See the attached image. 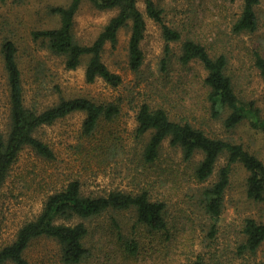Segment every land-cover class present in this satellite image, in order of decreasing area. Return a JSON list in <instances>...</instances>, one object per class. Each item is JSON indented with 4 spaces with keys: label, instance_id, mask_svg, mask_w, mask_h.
<instances>
[{
    "label": "rangeland",
    "instance_id": "rangeland-1",
    "mask_svg": "<svg viewBox=\"0 0 264 264\" xmlns=\"http://www.w3.org/2000/svg\"><path fill=\"white\" fill-rule=\"evenodd\" d=\"M70 0H6L0 1V128L6 130L9 121L7 76L1 53L2 43L13 40L23 70L25 103L46 109L59 100L83 96L98 102H116L119 115L111 122H102L98 137L114 135L125 154L89 159L91 142L83 134L85 113L74 112L51 125L41 127L36 135L54 150L55 159H46L25 148L4 183L0 212V248L14 241L20 227L41 211L46 196L60 189L71 179L79 178L85 194H104L112 190L138 192L148 188L153 198L167 205L168 232H151L137 223L133 209L110 211L88 221L90 236L87 246L93 257L89 264H189L197 253L210 258L220 255L222 264H264V244L254 256L237 255L242 223L248 216L264 220V201L255 202L246 196L247 171L237 164L231 173L223 213L218 222L217 241L209 246V218L198 203L203 188L216 180L217 171L206 182L193 177V163L183 159L179 148L168 140L162 146L154 164L139 166L134 153L140 143L135 139L136 113L142 101L167 109L174 119H187L211 135L231 137L264 161V131L245 122L228 131L222 118L211 115L208 89L204 84L206 70L197 61L180 62L181 42H170L165 50L161 25L145 14V4L138 6L146 17L147 29L141 43L144 61L139 71L129 65L130 23L121 29L118 43H108L103 60L121 75L118 87L98 78L87 82L86 60L76 69H67L62 57L41 48L32 32L56 27L58 18L51 15V6L66 5ZM164 9L166 22L182 32L183 39L192 38L205 45L211 54L224 53L228 72L242 99L254 101L264 118V78L255 65V53L264 56V0L256 7L258 29L250 34H237L233 24L242 11L243 0H155ZM116 9L101 11L84 2L76 13L74 32L82 42L91 43ZM167 63L163 65V60ZM44 65L40 76L35 75L37 61ZM149 134L144 138L148 139ZM144 143V142H143ZM202 155L198 153L195 161ZM226 162L222 157L218 167ZM112 217L120 223L122 236L138 242L139 250L131 255L120 240ZM34 264H63L60 245L52 238L35 239L26 251Z\"/></svg>",
    "mask_w": 264,
    "mask_h": 264
},
{
    "label": "trees",
    "instance_id": "trees-1",
    "mask_svg": "<svg viewBox=\"0 0 264 264\" xmlns=\"http://www.w3.org/2000/svg\"><path fill=\"white\" fill-rule=\"evenodd\" d=\"M142 1L145 4V14L161 25L166 53L171 51L170 42H181L180 62L187 65L197 60L203 65L207 72L204 84L208 89L211 115L217 119L222 118L228 131L245 122L264 131V118L260 108L254 101L242 99L235 89L233 77L228 72L226 54L220 52L213 55L197 40L183 39L182 32L166 22L164 9L155 0ZM84 2L91 3L101 11L117 10L89 44L80 42L74 32L76 13ZM138 2L139 0H70L66 5L51 6L49 13L58 18V25L34 30L32 37L40 41L41 48L62 57L67 69H76L87 58V82L101 78L110 86L118 87L123 79L104 62L103 52L108 43L112 46L118 43L119 32L130 23L129 65L133 71L140 70L144 61L141 43L145 37L147 21ZM258 4L259 0H243L242 11L232 27L235 33L250 34L258 29ZM1 53L7 76L9 121L6 130L0 128V212L4 183L25 148H32L36 154L46 159H55L53 148L36 135L45 125H51L74 112H84L86 116L82 134L91 142L87 157L92 159L97 155L105 162L108 155L115 157L125 154L122 152L125 146H120L114 135L107 136L106 139H99L97 136L102 122H111L119 115L118 103L98 102L83 96H61L57 103L43 110L28 106L24 100L23 70L15 42L5 40ZM162 63L165 65L167 59ZM255 65L264 78V56L258 51L255 53ZM43 67L41 61H37V78ZM136 120L135 139L140 147H135L134 153L138 157L139 166L154 164L164 142L168 140L172 147L181 150L186 162L193 163V177L198 182L208 181L218 170L216 180L207 184L198 196L199 206L210 220L206 236L209 246L217 241L218 222L225 207L226 191L235 165L239 164L247 171V198L255 202L264 201V161L243 142L231 137L211 135L187 119H174L166 108L147 100L138 105ZM147 134L149 137L145 140ZM198 153L202 157L195 161ZM222 157H225L226 162L218 167ZM81 182L79 178L71 179L46 196L40 213L20 227L14 241L0 248V264H34L27 258L26 251L35 239L41 237L58 242L63 264H89L94 252L87 246V238L90 236L87 222L110 211L133 209L138 224L144 225L151 232H168L166 202L153 198L148 188H141L138 192L112 190L104 194H85ZM111 221L112 226L118 229L127 252L136 254L139 250L138 242L130 238L124 239L117 218L112 217ZM239 239L237 255H256L264 244V220L246 217ZM220 257L213 253L207 258L204 254L197 253L189 264H222Z\"/></svg>",
    "mask_w": 264,
    "mask_h": 264
}]
</instances>
